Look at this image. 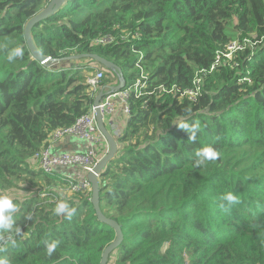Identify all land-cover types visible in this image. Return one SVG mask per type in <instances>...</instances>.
Instances as JSON below:
<instances>
[{
  "label": "trees",
  "instance_id": "obj_1",
  "mask_svg": "<svg viewBox=\"0 0 264 264\" xmlns=\"http://www.w3.org/2000/svg\"><path fill=\"white\" fill-rule=\"evenodd\" d=\"M49 1L0 0V195L28 193L12 199L18 210L12 229H0V257L99 264L115 239L90 194L68 193L34 161L52 132L91 109L88 76L103 73L100 89L118 85L116 71L87 59L50 67L93 55L114 66L123 89L140 80L118 152L98 178L100 211L123 235L106 264H264V0H67L31 31L47 65L31 58L23 30ZM105 36L111 42L97 45ZM233 41L244 48L211 70ZM17 46L24 55L9 62ZM196 74L192 103L182 93ZM207 146L218 158L197 164ZM61 200L75 208L70 219L54 213Z\"/></svg>",
  "mask_w": 264,
  "mask_h": 264
},
{
  "label": "built area",
  "instance_id": "obj_2",
  "mask_svg": "<svg viewBox=\"0 0 264 264\" xmlns=\"http://www.w3.org/2000/svg\"><path fill=\"white\" fill-rule=\"evenodd\" d=\"M122 39H125V37H122ZM111 40V37L105 36L97 40L96 44H108ZM243 48L244 46L238 41L229 43L223 53L216 55L215 62L210 69L213 70L219 64L221 58L231 60L232 54L236 51H241ZM103 77L102 72H95L94 75H90L86 78V83L90 86L95 97L99 92H103L102 99L98 105L103 121L105 116H108L109 118L113 117L117 111L120 112L123 118H127L130 115L129 99L131 94H134L135 97H139L140 95V80H137L135 84L128 89L114 91L113 88H98ZM201 80L202 79L198 74H196L195 81L192 83V88L185 90L182 93V96H186L190 102L196 103L201 92ZM120 126H124V122L122 125H117L114 121L109 120L106 128L113 138H119ZM67 138H76L83 141L87 143L91 149L86 153H54V145ZM107 152L108 148L105 140L96 125L95 108L92 105L89 112L78 118L71 127L58 129L52 132L46 141V144L34 156V161L44 174L50 176L56 174V171L58 170L69 169L79 171L84 175L82 180H76L72 175H65L62 177V179L67 182V192L72 194H90L91 186L86 179L87 174L92 172L93 168L107 154Z\"/></svg>",
  "mask_w": 264,
  "mask_h": 264
},
{
  "label": "water",
  "instance_id": "obj_3",
  "mask_svg": "<svg viewBox=\"0 0 264 264\" xmlns=\"http://www.w3.org/2000/svg\"><path fill=\"white\" fill-rule=\"evenodd\" d=\"M67 0H50L46 7L36 14L34 17L28 20L26 25L24 26L23 30V40L25 43V46L31 56V58L38 62L39 64H45L48 61V58L41 55L38 50L36 49L32 37H31V31L32 29L38 25L40 22L46 20L51 15L55 14L60 8L63 7V5L66 3ZM71 59L73 61H79L81 59H87L89 61H92L95 64H98L99 66H102L105 69L116 71L118 74V85L113 88L114 91H119L125 87V82L121 78L120 73L114 68V66L105 60L97 57V56H90V55H84V56H74ZM103 92H99L96 97L93 100V107L95 108V120L97 128L102 135L103 139L105 140V143L108 148L107 154L98 162V164L93 168L91 173L87 174V181L91 186V197H90V203L94 209L95 216L97 217V220L99 223L104 224L108 227H110L114 233H115V239L112 243H110L103 251L101 255V260L99 264H106L109 255L115 251L120 244L123 241V235L121 232L120 227L113 222L112 220H109L105 218L99 208V184H98V178L101 172L105 169L107 164L116 156L118 152V147L115 139L111 136L109 131L107 130L105 123L103 121V118L101 116L100 110L98 108L99 102L102 99Z\"/></svg>",
  "mask_w": 264,
  "mask_h": 264
},
{
  "label": "clouds",
  "instance_id": "obj_4",
  "mask_svg": "<svg viewBox=\"0 0 264 264\" xmlns=\"http://www.w3.org/2000/svg\"><path fill=\"white\" fill-rule=\"evenodd\" d=\"M7 48V45H4ZM24 55L23 49L19 46L11 48L7 51V60L12 62L17 58H21ZM182 129H188V125L186 123H181L179 125ZM198 127V125H197ZM196 156L198 159L196 160L197 164L205 163L206 161H214L218 158L219 153L211 146L204 147L203 149L197 151ZM91 195V193H90ZM91 197V196H90ZM223 199L227 200L229 203H237L238 199L236 196H233L231 193H227L223 195ZM18 210L17 205L12 202V199L8 196L0 195V229L3 230H11L13 225V213H16ZM75 212V208L71 207L69 203L64 200L59 201L54 209V213L57 216L61 214H65V217L70 219ZM18 232L19 229L17 228ZM15 243V241H12ZM57 242H52L47 245V254L51 255L57 248ZM0 264H10V261L6 257H0Z\"/></svg>",
  "mask_w": 264,
  "mask_h": 264
},
{
  "label": "crops",
  "instance_id": "obj_5",
  "mask_svg": "<svg viewBox=\"0 0 264 264\" xmlns=\"http://www.w3.org/2000/svg\"><path fill=\"white\" fill-rule=\"evenodd\" d=\"M110 85H107L106 87H109ZM111 87V86H110ZM118 122H114L117 125H122L124 118L123 116H119L118 118ZM119 147V146H118ZM91 149V147L83 142L80 141L76 138H67L59 143H57L56 145H54V153H58V152H81V153H86ZM56 174L60 175L61 177L65 176V175H72V177H74L76 180H82L84 177V175L82 173H80L79 171L76 170H58L56 171Z\"/></svg>",
  "mask_w": 264,
  "mask_h": 264
},
{
  "label": "rangeland",
  "instance_id": "obj_6",
  "mask_svg": "<svg viewBox=\"0 0 264 264\" xmlns=\"http://www.w3.org/2000/svg\"><path fill=\"white\" fill-rule=\"evenodd\" d=\"M45 64L48 65L49 64V61L46 62ZM76 65H79L77 63V61H73V59L70 58V59L65 60V61H59V62L52 63L50 67H52V68L68 67V68H70V67H76ZM113 82L115 83V80L114 79H110L109 83L112 84ZM119 116H121V114H120L119 111L115 112V114H114L113 117H110L109 118L108 116H105L104 117V123H105L106 127L108 126L109 120H112L114 122H118V119L117 118ZM59 194L64 195L63 192H61V191H59ZM27 195H28V193H25V192L13 191V192L9 193L8 197L11 198V199L23 200Z\"/></svg>",
  "mask_w": 264,
  "mask_h": 264
}]
</instances>
